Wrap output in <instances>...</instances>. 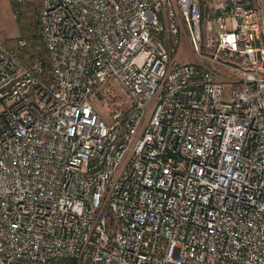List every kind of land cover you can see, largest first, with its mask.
I'll return each instance as SVG.
<instances>
[{"label": "built area", "instance_id": "built-area-1", "mask_svg": "<svg viewBox=\"0 0 264 264\" xmlns=\"http://www.w3.org/2000/svg\"><path fill=\"white\" fill-rule=\"evenodd\" d=\"M33 1L43 52L0 40V264H264V0Z\"/></svg>", "mask_w": 264, "mask_h": 264}, {"label": "rangeland", "instance_id": "rangeland-1", "mask_svg": "<svg viewBox=\"0 0 264 264\" xmlns=\"http://www.w3.org/2000/svg\"><path fill=\"white\" fill-rule=\"evenodd\" d=\"M38 3L36 1L26 2L22 5L21 12L17 13L13 8L16 21L10 20L9 27H2L4 20L0 21V40L6 44H13L16 39L25 37L27 45L23 49L25 55H33L32 52H43V43L38 30L37 12ZM177 57L180 60H195L196 55L192 51L191 38L187 34L181 37L178 47ZM94 102L101 109L103 114H108L115 109L126 105L125 97L119 88L113 84L103 85L93 96Z\"/></svg>", "mask_w": 264, "mask_h": 264}, {"label": "crops", "instance_id": "crops-1", "mask_svg": "<svg viewBox=\"0 0 264 264\" xmlns=\"http://www.w3.org/2000/svg\"><path fill=\"white\" fill-rule=\"evenodd\" d=\"M14 2L13 0H0V21L3 19L4 23L2 27H9L10 20L16 21V17L13 13Z\"/></svg>", "mask_w": 264, "mask_h": 264}]
</instances>
